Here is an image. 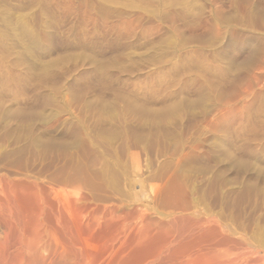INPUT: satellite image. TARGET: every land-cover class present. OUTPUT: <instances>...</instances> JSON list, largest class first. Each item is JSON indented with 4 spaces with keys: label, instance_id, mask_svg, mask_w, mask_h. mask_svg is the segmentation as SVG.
<instances>
[{
    "label": "rangeland",
    "instance_id": "obj_1",
    "mask_svg": "<svg viewBox=\"0 0 264 264\" xmlns=\"http://www.w3.org/2000/svg\"><path fill=\"white\" fill-rule=\"evenodd\" d=\"M2 173L264 264V0H0Z\"/></svg>",
    "mask_w": 264,
    "mask_h": 264
},
{
    "label": "bare ground",
    "instance_id": "obj_2",
    "mask_svg": "<svg viewBox=\"0 0 264 264\" xmlns=\"http://www.w3.org/2000/svg\"><path fill=\"white\" fill-rule=\"evenodd\" d=\"M13 177L0 174V264H200L211 257L209 252L206 253L210 250L204 251L205 253L196 250L201 245L202 248L207 246L208 237L206 240L201 228L202 234H198L194 220L192 222L196 229L193 227V230L200 237L191 238L194 236L192 235L167 252L166 248L179 242L177 240L182 239L189 228L192 229L191 225L189 227L174 221L173 229L166 231L168 223L166 228L165 224L162 227L160 223V227L156 228L150 223L152 218H148L149 222L143 215L140 218L137 215L139 222L132 225L130 218L135 219V215L131 216L132 212H128L126 207L120 210L112 203L95 201L88 192L90 187L85 190L78 184L53 185L43 182L44 180L40 182ZM198 224L203 226L200 222ZM209 230V238L214 239V236L211 237L214 229ZM219 237L217 236L218 240ZM235 261L236 259L232 263Z\"/></svg>",
    "mask_w": 264,
    "mask_h": 264
}]
</instances>
